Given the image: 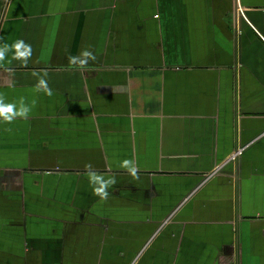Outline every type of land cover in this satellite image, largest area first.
Returning <instances> with one entry per match:
<instances>
[{
	"label": "crops",
	"instance_id": "obj_1",
	"mask_svg": "<svg viewBox=\"0 0 264 264\" xmlns=\"http://www.w3.org/2000/svg\"><path fill=\"white\" fill-rule=\"evenodd\" d=\"M19 39L0 264H264V0H0Z\"/></svg>",
	"mask_w": 264,
	"mask_h": 264
},
{
	"label": "clouds",
	"instance_id": "obj_2",
	"mask_svg": "<svg viewBox=\"0 0 264 264\" xmlns=\"http://www.w3.org/2000/svg\"><path fill=\"white\" fill-rule=\"evenodd\" d=\"M9 47L15 48V55L17 57L26 58L31 55V45L26 44L24 40H16L11 46L5 44L0 46V58L4 57ZM95 54L90 48H83L78 54L70 55L69 61L71 64L85 66L89 63V60H94ZM39 85L46 86V81L41 79ZM39 87V86H38ZM30 107L26 104H21L18 108L13 103H2L0 102V120L13 121L17 117H26ZM87 168L91 169V164L86 165ZM122 167H125L129 172L135 174L137 171L136 161L134 158H125L122 161ZM89 182L93 185L94 191L101 194L103 197H107L108 192L106 186L110 183H114V180H105L101 175L94 171L89 173Z\"/></svg>",
	"mask_w": 264,
	"mask_h": 264
},
{
	"label": "built area",
	"instance_id": "obj_3",
	"mask_svg": "<svg viewBox=\"0 0 264 264\" xmlns=\"http://www.w3.org/2000/svg\"><path fill=\"white\" fill-rule=\"evenodd\" d=\"M241 154H242V150L239 149V150L236 151V155L233 156L232 158L236 159V157H237V156H240Z\"/></svg>",
	"mask_w": 264,
	"mask_h": 264
}]
</instances>
